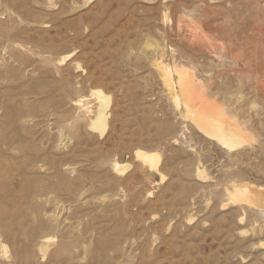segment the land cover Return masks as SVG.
<instances>
[{"label": "rangeland", "instance_id": "374dc122", "mask_svg": "<svg viewBox=\"0 0 264 264\" xmlns=\"http://www.w3.org/2000/svg\"><path fill=\"white\" fill-rule=\"evenodd\" d=\"M233 181L264 191V0H0V264H264Z\"/></svg>", "mask_w": 264, "mask_h": 264}, {"label": "bare ground", "instance_id": "6f19581e", "mask_svg": "<svg viewBox=\"0 0 264 264\" xmlns=\"http://www.w3.org/2000/svg\"><path fill=\"white\" fill-rule=\"evenodd\" d=\"M158 67L161 68V72H160L161 74L160 73L159 74L164 77L165 82L167 83L166 85H168V87H169L168 91H171L170 93H172L175 100H179V98H183V100L180 99L179 101L182 102V104L184 105V106L183 105L182 106L185 107V111H186L184 113L185 117L191 118L196 123V125L198 126V128L201 131L206 133L212 139H216L218 141L217 143H219L222 146V148H225V149L226 148L233 149L235 147H238L239 145H241L244 142L243 141V135L241 133L243 131H241V127L239 124H233V126L231 124L229 127L224 126L225 122L221 123V121L219 122V121H217V119L215 120L214 119L215 117L213 118L209 113H207L208 111L206 112L205 109L202 108L203 106L201 107L200 105H197L195 101H193L192 96L190 97V95H189L190 92H188V91H190L191 86L193 87L194 83L192 85H190V87L188 86V84H189L188 81L191 79V78L188 79V77L191 75L188 70L176 69L175 72L177 74L178 80L176 82H174L173 78L171 76V73H172L171 68L167 67L166 65H162L161 63H158ZM191 76H193V75H191ZM190 83H192V82H190ZM175 85H177L182 90V94H183L182 96L183 97L175 94V92H174V86ZM188 87H189V89H188ZM100 91L98 90L96 92V94L101 99L102 103L100 104V109L98 108L99 113L97 114L98 116H97L96 120L95 121L92 120V122H93V127L96 130H98L101 133V135H103L107 129V117H108V115L106 113V108L109 106V98L110 97L109 98L106 97L107 95L105 96L104 95L105 93L100 92ZM92 93L94 94V92H92ZM94 96H95V94H94ZM88 104H90V103H88ZM206 106H207V104H206ZM90 107H91V105H90ZM95 112H96V110H95ZM90 115H91V113H90ZM218 120H221V119H218ZM223 120L226 121L225 119H223ZM136 157H137V159L141 160L143 163L148 165L152 170H157L159 167L160 159H161L159 153L146 152V151L138 150V151H136ZM235 182H234L235 184L232 183L233 188H234L233 189L234 192L232 190H229V191L233 192V194L231 193L232 195H230L231 196L230 200L233 201L234 203H246L250 206L257 207L256 209L259 208V210L264 215V191L261 190L262 188L261 189H255V187L253 186L254 184L249 185L248 182L245 183L244 181H243L244 184L243 183L238 184L237 181H235ZM258 188H259V186H258ZM250 206H248V207H250Z\"/></svg>", "mask_w": 264, "mask_h": 264}]
</instances>
